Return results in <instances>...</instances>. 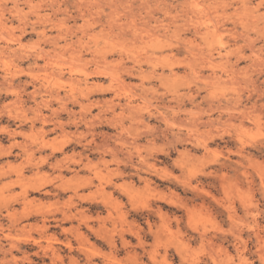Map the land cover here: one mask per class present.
<instances>
[{
	"label": "clouds",
	"instance_id": "1",
	"mask_svg": "<svg viewBox=\"0 0 264 264\" xmlns=\"http://www.w3.org/2000/svg\"><path fill=\"white\" fill-rule=\"evenodd\" d=\"M0 264H264V0H0Z\"/></svg>",
	"mask_w": 264,
	"mask_h": 264
}]
</instances>
